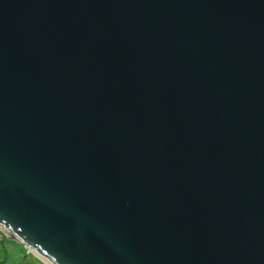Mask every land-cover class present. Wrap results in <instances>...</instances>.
Returning a JSON list of instances; mask_svg holds the SVG:
<instances>
[{
    "label": "water",
    "instance_id": "1",
    "mask_svg": "<svg viewBox=\"0 0 264 264\" xmlns=\"http://www.w3.org/2000/svg\"><path fill=\"white\" fill-rule=\"evenodd\" d=\"M0 231L44 264H264V0H0Z\"/></svg>",
    "mask_w": 264,
    "mask_h": 264
},
{
    "label": "rangeland",
    "instance_id": "2",
    "mask_svg": "<svg viewBox=\"0 0 264 264\" xmlns=\"http://www.w3.org/2000/svg\"><path fill=\"white\" fill-rule=\"evenodd\" d=\"M0 263L1 264H44L27 248L0 231Z\"/></svg>",
    "mask_w": 264,
    "mask_h": 264
},
{
    "label": "trees",
    "instance_id": "3",
    "mask_svg": "<svg viewBox=\"0 0 264 264\" xmlns=\"http://www.w3.org/2000/svg\"><path fill=\"white\" fill-rule=\"evenodd\" d=\"M1 264V263H0Z\"/></svg>",
    "mask_w": 264,
    "mask_h": 264
}]
</instances>
